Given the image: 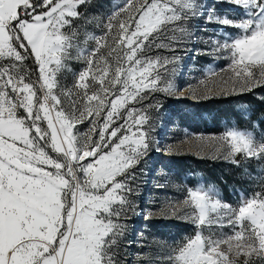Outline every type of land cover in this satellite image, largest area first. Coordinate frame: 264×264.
<instances>
[{
  "label": "snow or ice",
  "instance_id": "snow-or-ice-1",
  "mask_svg": "<svg viewBox=\"0 0 264 264\" xmlns=\"http://www.w3.org/2000/svg\"><path fill=\"white\" fill-rule=\"evenodd\" d=\"M231 2L264 14V0ZM89 3L0 0V264H121V221L135 209L133 169L153 144L146 110L128 105L145 93L172 92L160 86V69L170 71L171 61L146 53L170 48L157 43L168 33L170 40L187 37L198 6L127 0L101 22L100 35L89 37L94 46L82 49L78 29L88 17L80 9ZM223 23L244 33L230 43L209 42L210 53L229 57L226 92L264 88V19ZM73 60L84 68L66 87L59 74ZM85 121L81 134L77 125ZM220 143L237 165L264 159V142L247 133L229 131ZM172 214L197 226L174 264H264V185L235 207L207 189L189 190ZM222 227L231 234L212 232Z\"/></svg>",
  "mask_w": 264,
  "mask_h": 264
},
{
  "label": "rangeland",
  "instance_id": "rangeland-1",
  "mask_svg": "<svg viewBox=\"0 0 264 264\" xmlns=\"http://www.w3.org/2000/svg\"><path fill=\"white\" fill-rule=\"evenodd\" d=\"M137 2L138 0H132L133 5ZM196 2L197 14L187 22L189 35L184 37L178 33L175 39L170 40L172 33H168L167 37H161L157 43H170V48L153 46L146 53L149 57L167 58L171 61L166 66L170 71L165 73L160 69V86H169L172 92L145 93L147 98L141 103L130 102L128 105L146 110L149 124L152 125L153 144L133 169L137 173V179L133 182L137 191L131 197L135 209L121 221L126 224L124 236L118 242L121 264H174L177 248L197 232L196 224L190 219L177 218L172 214V206L182 202L189 190L207 189L223 203L233 207L262 190V185L258 182L264 159H248L252 162L239 168L243 169V176L247 180L243 184L247 187L230 190L227 197L204 181L197 171L200 165L192 163L191 157L214 162L218 166L232 164L231 158H225L226 146L220 143L227 132L247 133L257 142H263V138L255 131L237 129L232 120L230 123H223L221 131L210 132L209 125L201 123L208 115L202 110L195 113L190 105L198 101H207L213 105L217 104L220 97H237L243 94L239 91L231 94L226 92L231 87V84L224 83L232 75L229 57L227 53H210L209 42L230 43L244 34L242 29L223 23L225 19H264V14L256 17L253 14L257 9L251 6L245 8L231 0ZM126 3L127 0H91L87 6H81L80 10L88 17V22L81 23L78 29L79 46L82 49L93 47L95 42L89 37L100 35L103 31L101 22L106 21L107 17ZM173 57L178 59L173 60ZM30 68L34 73L35 65L31 63ZM83 68L82 61H70L67 68L59 74L61 85L70 87L76 74ZM258 89L260 94H264V88ZM37 94H40L39 89ZM234 112L238 116L245 115L240 105L234 107ZM88 126L89 122L85 121L77 125V128L83 134L87 132ZM212 232L217 236L230 235L232 229L213 228ZM238 259L243 260L244 257ZM254 264H262V261L257 259Z\"/></svg>",
  "mask_w": 264,
  "mask_h": 264
},
{
  "label": "trees",
  "instance_id": "trees-1",
  "mask_svg": "<svg viewBox=\"0 0 264 264\" xmlns=\"http://www.w3.org/2000/svg\"><path fill=\"white\" fill-rule=\"evenodd\" d=\"M259 92L260 90L256 89L237 97H220L217 104L213 105L207 103V101H198L190 106L195 113L202 110L208 115L206 120H202L201 123L209 125L210 132L217 133L221 131L223 123H230L232 120L234 127L240 130L255 131L262 136L264 142V94ZM174 103L180 104L179 102ZM236 105H240L244 109V116L235 115L234 107ZM235 158L241 159L239 156ZM191 162L200 165L197 171L204 181L210 183L220 194L226 197L229 196L230 190L247 187L243 184L247 181L243 176V169L239 168L248 162H252L248 159L241 160L239 165L232 162V164L224 163L218 166L214 162L197 160L193 157H191ZM260 169L262 174L258 184L264 185V164Z\"/></svg>",
  "mask_w": 264,
  "mask_h": 264
},
{
  "label": "built area",
  "instance_id": "built-area-1",
  "mask_svg": "<svg viewBox=\"0 0 264 264\" xmlns=\"http://www.w3.org/2000/svg\"><path fill=\"white\" fill-rule=\"evenodd\" d=\"M26 64H27V66H28V68H29V70H31V62L30 61H28V62H26Z\"/></svg>",
  "mask_w": 264,
  "mask_h": 264
}]
</instances>
